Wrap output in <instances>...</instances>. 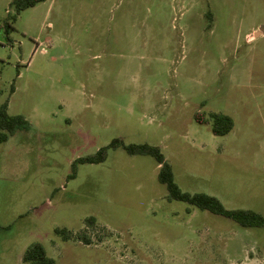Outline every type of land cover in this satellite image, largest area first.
<instances>
[{
	"label": "rangeland",
	"instance_id": "obj_1",
	"mask_svg": "<svg viewBox=\"0 0 264 264\" xmlns=\"http://www.w3.org/2000/svg\"><path fill=\"white\" fill-rule=\"evenodd\" d=\"M12 3L0 106L29 126L0 142V264L34 243L54 264H264V227L169 199L152 156L73 165L156 146L182 192L264 217V0ZM212 113L233 129L214 135Z\"/></svg>",
	"mask_w": 264,
	"mask_h": 264
},
{
	"label": "trees",
	"instance_id": "obj_2",
	"mask_svg": "<svg viewBox=\"0 0 264 264\" xmlns=\"http://www.w3.org/2000/svg\"><path fill=\"white\" fill-rule=\"evenodd\" d=\"M45 0H13V6L17 13L34 7ZM7 102L0 106V142L7 140L8 136L17 128L29 126L27 120L22 116L9 115ZM212 133L216 136L228 134L234 127L233 119L222 113H212ZM195 120L200 124L207 123V120L200 114L195 115ZM122 146L128 154H148L152 156L159 165L158 179L165 184L168 190V197L171 200H178L188 203L202 211H209L213 214L230 218L245 228L264 227V217L249 210H227L219 200L205 194H193L182 192L174 182V176L170 164L165 161L161 149L148 144L125 145L121 139L113 140L109 145L101 147L94 155L80 157L73 163H100L105 160L109 148ZM93 218H88L86 222L91 223ZM55 232L63 238L70 240L76 237L84 244H90L91 240L85 234L74 235L66 229L56 228ZM23 262L28 264H54V260L47 256V253L40 243H34L26 249L22 257Z\"/></svg>",
	"mask_w": 264,
	"mask_h": 264
},
{
	"label": "water",
	"instance_id": "obj_3",
	"mask_svg": "<svg viewBox=\"0 0 264 264\" xmlns=\"http://www.w3.org/2000/svg\"><path fill=\"white\" fill-rule=\"evenodd\" d=\"M260 33H264V25L259 28V32L255 33V36H259Z\"/></svg>",
	"mask_w": 264,
	"mask_h": 264
}]
</instances>
